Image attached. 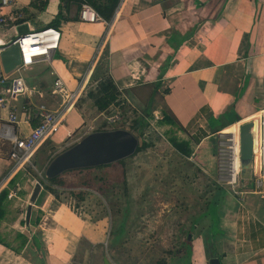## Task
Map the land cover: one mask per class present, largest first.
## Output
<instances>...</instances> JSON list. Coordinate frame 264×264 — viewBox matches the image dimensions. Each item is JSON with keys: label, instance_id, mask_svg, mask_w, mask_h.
Segmentation results:
<instances>
[{"label": "crops", "instance_id": "crops-1", "mask_svg": "<svg viewBox=\"0 0 264 264\" xmlns=\"http://www.w3.org/2000/svg\"><path fill=\"white\" fill-rule=\"evenodd\" d=\"M80 8L75 0H10L8 5L0 0V15L19 11L24 16L0 27V47L53 23L61 32L52 61L38 62L23 72L27 92L12 103L18 123L9 121V109L0 110V193L5 188L15 192L10 201L17 198L18 181L26 169L13 167V142L5 132L10 129L22 138L40 124L39 106L61 107L62 98L55 92L58 78L78 97L51 140L57 150L67 147L70 134L82 124L91 119L103 123L104 111L96 107L92 96L97 93L92 89L108 80L133 108L136 103L161 119L164 114L173 118L185 130L191 148H198L197 160L207 170L217 135L237 134L240 124L252 120L259 125L264 114V0H121L110 21L96 24L81 22ZM234 120L238 122L229 126ZM259 185L264 187V178ZM242 192L238 198L224 191L209 208L205 232L212 235L192 238L187 264H211L214 258L220 264H264V190ZM45 212L57 229L25 222L28 244L20 253L12 249L15 245L0 244V264L73 262L83 238L88 239V221L62 203L58 207L53 202ZM36 233L43 242L47 233L51 237L40 251H29Z\"/></svg>", "mask_w": 264, "mask_h": 264}, {"label": "rangeland", "instance_id": "rangeland-1", "mask_svg": "<svg viewBox=\"0 0 264 264\" xmlns=\"http://www.w3.org/2000/svg\"><path fill=\"white\" fill-rule=\"evenodd\" d=\"M102 83L93 87L94 94L99 93ZM129 109L124 108L126 123L121 127L132 132L140 146L146 141L149 147L121 162L64 173L60 179L64 183L52 185L54 195L43 186L34 207V228L41 225L57 229L55 220L45 212L51 210L53 202L58 207L62 203L88 221V239L83 238L70 264H105V259L108 264H185V239L190 234L193 239L207 236L209 222L203 215L218 186L238 198L243 196V190L252 193L257 189L255 184L250 189L228 184L231 133L217 135L213 141L207 170L197 160L195 145L188 159L171 146L169 138L185 140V130L178 125L170 129L161 126L162 116L149 114L139 104L135 103L136 110L131 106ZM140 114L147 122L142 132L132 127ZM94 121L88 123L99 125L100 121ZM52 142H46L33 157L32 166L25 167L18 181V196L11 200L8 216L0 227L4 240L15 247L20 243L18 234H28L24 223L35 184L41 180L49 184L45 177L49 162L73 145L68 140L66 148L57 150ZM258 189L264 190L263 185ZM122 224L124 229L120 233ZM49 234L51 237V233L44 235L43 244Z\"/></svg>", "mask_w": 264, "mask_h": 264}, {"label": "built area", "instance_id": "built-area-1", "mask_svg": "<svg viewBox=\"0 0 264 264\" xmlns=\"http://www.w3.org/2000/svg\"><path fill=\"white\" fill-rule=\"evenodd\" d=\"M153 3H168L170 0H151ZM3 5H8L10 0H1ZM23 13L15 11L9 15H0V27L7 24H16L23 18ZM79 17L81 22L85 24H96L103 21L100 14L94 7L87 3H83L80 8ZM28 39V41H27ZM61 41V32L52 27H47L39 30H31L18 36L11 44L18 45L21 55V65L12 73L6 74L0 60V110L9 109V121L18 123V112L13 106V102L26 94L27 86L23 72L30 66L38 62H51L56 50L59 49ZM26 46L28 49H26ZM0 47V54L7 48ZM28 50V51H27ZM27 53L29 57L27 58ZM55 92L62 98V105L57 110L49 109L45 105L38 107V115L40 124L35 127L30 134L16 138L12 134V130L7 129L6 137L13 142V147L10 152V160L13 162V167L16 171L24 169L26 166H32V159L39 152L41 147L53 140L55 135L63 127L68 111L74 106L77 101V95L70 93L64 81L58 78L55 82ZM133 108V105L127 99H118L103 113L102 124H86L80 127L79 132H73L69 136L70 143L75 144L85 136L97 132L116 129H125L121 126L126 123L124 108ZM136 110L135 108H133ZM130 110V109H129ZM30 111H32L30 109ZM131 114V112L129 113ZM259 135H258V165L259 173L254 177V187H259L260 182L264 178V119L259 116ZM76 133L78 136L76 137ZM82 133V134H79ZM229 140L230 146V166L229 173L231 176L229 185L241 188V176L239 169V136L231 134ZM236 162V166H235ZM15 192H10L9 198L15 197Z\"/></svg>", "mask_w": 264, "mask_h": 264}, {"label": "water", "instance_id": "water-1", "mask_svg": "<svg viewBox=\"0 0 264 264\" xmlns=\"http://www.w3.org/2000/svg\"><path fill=\"white\" fill-rule=\"evenodd\" d=\"M0 60L4 72L12 73L21 65V55L18 45L10 44L1 54ZM258 120L242 124L238 131L239 136V169L241 188L250 189L257 175L256 166L258 159ZM256 128V130H255ZM139 146V139L129 130L116 129L93 132L71 147L55 156L45 169V177L54 179L66 172L90 169L110 165L133 156ZM258 155V154H257ZM43 190L40 182L35 184L29 199L25 222L30 225L32 211ZM105 263L108 264L107 260ZM211 264H220L214 258Z\"/></svg>", "mask_w": 264, "mask_h": 264}, {"label": "trees", "instance_id": "trees-1", "mask_svg": "<svg viewBox=\"0 0 264 264\" xmlns=\"http://www.w3.org/2000/svg\"><path fill=\"white\" fill-rule=\"evenodd\" d=\"M75 2H77L80 7L83 3H87V4L91 5L100 14V16L102 17V19L104 21H110L113 18L114 13L116 12L121 0H75ZM49 27L58 29V25L55 23H53ZM118 96H119V93L117 92V88L114 85L113 81H111V80L105 81L102 83V87H101L99 93H97L94 96L95 97V105L99 111H102V112L106 111L118 99ZM144 118L145 117L143 116V114H142V116L140 114L139 118L134 120V124L132 127H134L135 129L137 128V129L141 130V132H142L144 127L147 125V122L145 121ZM236 122H238V120L230 121V123L228 125L229 126L233 125ZM160 125L161 126H163V125L176 126L177 124H176V121L173 120V118H171L167 114H164V117L160 120ZM222 129H225V128L223 127ZM169 142H170L171 146L173 147V149H175L182 157H185L188 159L192 156L193 149L191 148L189 141L181 140V139L173 136V137L169 138ZM148 147H149V144L146 141H143L142 146H140V145L138 146L135 154L143 151L144 149L146 150V148H148ZM119 162H121V161H119ZM77 171H80V170H77ZM60 179H61V176L54 178V179H47L49 184L44 183L42 180L39 182L42 184V186L45 187V190L51 191V193H53V195H54L55 192L53 191L52 185L56 184L58 182L63 184L64 182L61 181ZM14 184H15V178L13 180H11V182L9 183V188L11 186H13ZM224 191L225 190H223V188L218 186V189L214 193L213 199L208 204V208H207L205 214L203 215V217L209 216V214H210L209 208L211 209L214 207L215 204H217V202H218L217 198H219L220 194L223 193ZM9 195H10V191L8 188H5L0 193V227H1L2 223L6 220L8 213H9V206L11 205ZM56 195L57 194H55V196ZM31 225H32V223H31ZM123 229H124V224L121 225L119 232L122 233ZM192 231H194V230H192ZM207 235L209 236L208 238L210 239V236L212 235V233L208 232ZM17 239L18 240L20 239L19 247H17V248L14 247L12 249L17 253H20L28 244L29 238L25 234L19 233L17 236ZM32 243H33V245H32V247H29V251L30 250H39L40 251V248L43 245L40 233L35 234V237L32 240ZM0 244L5 245L9 248L12 247L10 244L5 242L1 231H0ZM185 246H186V249H185L186 258H185V260H186V262H189L191 259V255H192L191 254V250H192V236H191V234L189 237H187L185 239ZM33 254H34V252H33ZM186 262H185V264H187Z\"/></svg>", "mask_w": 264, "mask_h": 264}, {"label": "bare ground", "instance_id": "bare-ground-1", "mask_svg": "<svg viewBox=\"0 0 264 264\" xmlns=\"http://www.w3.org/2000/svg\"><path fill=\"white\" fill-rule=\"evenodd\" d=\"M27 41H28V39H27ZM26 49H28V47H27V46H26ZM27 51H28V50H27ZM28 57H29V54L27 53V58H28ZM262 117H263V119H264V114H263V116H262ZM241 125H242V124H240V125H239V127H240ZM256 125H257V124H256ZM239 127H238V131H239V129H240ZM255 130H256V128H255ZM230 133H231V134H232V133L236 134V132H235V131H233V132H230ZM236 137H237V134H236ZM235 166H236V162H235Z\"/></svg>", "mask_w": 264, "mask_h": 264}]
</instances>
